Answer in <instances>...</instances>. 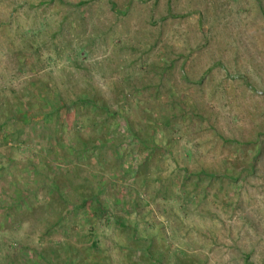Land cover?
Masks as SVG:
<instances>
[{"label": "rangeland", "instance_id": "374dc122", "mask_svg": "<svg viewBox=\"0 0 264 264\" xmlns=\"http://www.w3.org/2000/svg\"><path fill=\"white\" fill-rule=\"evenodd\" d=\"M0 264H264V0H0Z\"/></svg>", "mask_w": 264, "mask_h": 264}, {"label": "trees", "instance_id": "16d2710c", "mask_svg": "<svg viewBox=\"0 0 264 264\" xmlns=\"http://www.w3.org/2000/svg\"><path fill=\"white\" fill-rule=\"evenodd\" d=\"M59 1L63 2V0H59Z\"/></svg>", "mask_w": 264, "mask_h": 264}]
</instances>
